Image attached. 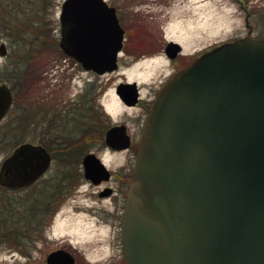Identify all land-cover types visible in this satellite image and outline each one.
Wrapping results in <instances>:
<instances>
[{
	"label": "water",
	"instance_id": "obj_1",
	"mask_svg": "<svg viewBox=\"0 0 264 264\" xmlns=\"http://www.w3.org/2000/svg\"><path fill=\"white\" fill-rule=\"evenodd\" d=\"M59 23L60 48L85 70L117 68L123 29L114 7L63 0ZM250 31L195 56L152 101L122 215L125 264H264V35ZM115 89L120 98L137 95L135 82ZM11 102L1 82L0 120ZM122 127H109L105 141ZM50 162L43 146L21 143L2 159L0 185L28 186ZM81 164L92 183L110 176L92 152ZM46 264H74V257L60 248Z\"/></svg>",
	"mask_w": 264,
	"mask_h": 264
},
{
	"label": "rangeland",
	"instance_id": "obj_2",
	"mask_svg": "<svg viewBox=\"0 0 264 264\" xmlns=\"http://www.w3.org/2000/svg\"><path fill=\"white\" fill-rule=\"evenodd\" d=\"M107 1L122 10L120 20L126 30L118 67L110 73L86 72L59 48L58 15L62 0L48 2L44 14L47 46L33 49L27 60L23 59L25 52L19 54L10 46L8 32L0 24V43L4 42L7 48L6 55H0V78L11 75L21 59L27 66V82L23 90H12V106L0 122V163L19 143L45 141L51 145L43 128L48 123L47 107L64 108L59 123L70 117L78 119V112H83L85 123L107 127L122 112L115 102L118 83L135 82L143 96L152 94L172 71L162 58L154 56L157 52H142L143 49L136 48L137 44L145 46L163 39H176L194 54L217 43L243 37L248 27L252 36L264 35V0ZM0 82L11 88L8 81ZM88 107L92 117L84 114ZM59 129L63 131L64 127ZM89 151L111 170L117 171L122 163V156L107 153L101 141L93 143ZM83 155L75 164L62 163L60 157L57 160L53 155L44 176L27 191L31 194L39 187L50 188L55 194L50 213L37 232L28 231V238L21 244L10 240L0 244V264H45L47 253L60 247L71 251L76 258L74 264H124L117 237L102 222L109 202L101 200L96 194L97 187L83 177L80 163Z\"/></svg>",
	"mask_w": 264,
	"mask_h": 264
},
{
	"label": "trees",
	"instance_id": "obj_3",
	"mask_svg": "<svg viewBox=\"0 0 264 264\" xmlns=\"http://www.w3.org/2000/svg\"><path fill=\"white\" fill-rule=\"evenodd\" d=\"M49 1L0 0V24H2L0 27L8 32V38L11 39L10 46L15 48L19 54L26 53L24 57L22 56L25 60L36 47L45 49L47 46L46 33L48 31L44 14ZM53 21H56L55 15ZM29 38L30 40H28ZM25 60L17 61L11 75H4L0 78V81L10 83L13 91L23 90V86L27 82ZM77 110L82 111V108ZM82 114L83 112H78V119L76 116L73 117L74 119L70 117L59 123L58 127H64V130L59 129V136L49 139L51 145L41 141L57 160L60 157L62 163H79L81 155L93 143L102 140L103 130L106 126L85 123ZM14 191L19 193L15 194ZM27 191L28 187L19 190L0 187V244H6L9 240L21 244L25 238H28V231L32 229L37 232L44 222V217L50 213V204L55 197L50 188L39 187L31 194Z\"/></svg>",
	"mask_w": 264,
	"mask_h": 264
},
{
	"label": "flooded vegetation",
	"instance_id": "obj_4",
	"mask_svg": "<svg viewBox=\"0 0 264 264\" xmlns=\"http://www.w3.org/2000/svg\"><path fill=\"white\" fill-rule=\"evenodd\" d=\"M107 3L109 6L114 7L117 20L124 30L122 49L119 53V55L121 56L123 52L126 31L121 25L122 18L120 20V11L122 10H120L117 5L111 1H107ZM169 41H173L174 43L179 44L180 47L177 52H173V49L177 47L172 49L169 47ZM142 44H137L136 48L143 49L142 52H157L154 56L160 57L166 63H168L170 65L172 73L188 64L195 55L202 51L200 50L193 54L192 52L185 50L184 44L176 39H163L160 43L151 42L145 46ZM161 85L162 83L154 89V92H152V94L149 92L145 96L140 93V88L138 87V95H136L134 100H132L133 98L129 95V93L123 94V98H118L117 96L115 98V102L117 106L122 109V112L119 114L118 118L110 121L103 132L101 142L104 150L110 155H121L122 163L119 165L117 171L110 169V177L107 180H101L96 184H91L97 187V196L101 200L106 199L109 202V208L107 209V213H105L104 216L106 217V219L102 222L107 225L111 233L117 237L120 248L122 213L125 204L126 191L137 160L139 139L142 127L152 100L154 99ZM55 107L56 106L53 105L46 108L48 123H46V125L44 124L45 127H43L45 128L44 134H47L48 132V134L44 136L47 138L49 137L50 139L52 137L59 136V119L63 115V113L61 114V112L64 111V108L59 105L58 107ZM85 114H87L86 117L91 115L93 116L91 107H88V110L87 112H85ZM110 125L123 126L122 128H124V131H118L117 136L114 139L109 140V142L107 143L105 141V132ZM46 148L49 150L48 147ZM87 152L92 151H89L88 149L85 153ZM49 153L51 154V151H49Z\"/></svg>",
	"mask_w": 264,
	"mask_h": 264
}]
</instances>
